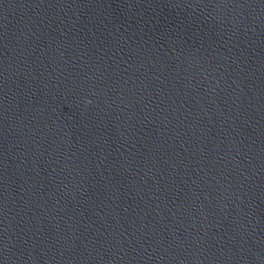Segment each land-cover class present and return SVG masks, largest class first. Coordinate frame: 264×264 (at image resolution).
Wrapping results in <instances>:
<instances>
[{
	"label": "water",
	"instance_id": "water-1",
	"mask_svg": "<svg viewBox=\"0 0 264 264\" xmlns=\"http://www.w3.org/2000/svg\"><path fill=\"white\" fill-rule=\"evenodd\" d=\"M0 264H264V0H0Z\"/></svg>",
	"mask_w": 264,
	"mask_h": 264
},
{
	"label": "clouds",
	"instance_id": "clouds-1",
	"mask_svg": "<svg viewBox=\"0 0 264 264\" xmlns=\"http://www.w3.org/2000/svg\"><path fill=\"white\" fill-rule=\"evenodd\" d=\"M88 103H91V101H88Z\"/></svg>",
	"mask_w": 264,
	"mask_h": 264
}]
</instances>
